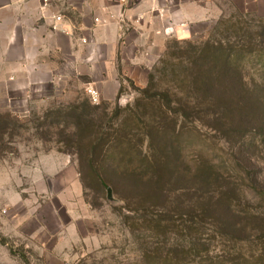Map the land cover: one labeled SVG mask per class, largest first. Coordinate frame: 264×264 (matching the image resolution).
Returning <instances> with one entry per match:
<instances>
[{
	"label": "rangeland",
	"instance_id": "1",
	"mask_svg": "<svg viewBox=\"0 0 264 264\" xmlns=\"http://www.w3.org/2000/svg\"><path fill=\"white\" fill-rule=\"evenodd\" d=\"M102 1L113 17L115 0L81 6ZM56 2L76 18L82 0ZM169 2H124L136 46L114 82L70 69L38 97L0 101V264H264V0ZM205 48L239 60L228 68L247 108L224 100Z\"/></svg>",
	"mask_w": 264,
	"mask_h": 264
},
{
	"label": "crops",
	"instance_id": "2",
	"mask_svg": "<svg viewBox=\"0 0 264 264\" xmlns=\"http://www.w3.org/2000/svg\"><path fill=\"white\" fill-rule=\"evenodd\" d=\"M133 1L136 0L125 3ZM85 2H78L76 18H72L65 13L64 4H56V0H49L47 8L43 7L44 0H0V101H13L14 95L23 100L38 97L52 84L67 81L70 69L77 77L87 74L94 87L115 81L112 72L119 52L136 46L119 20L120 16H126L127 11H122L125 4L115 0L111 17L109 3L105 5L102 1L92 15L81 6ZM169 7L162 4L160 12H168ZM58 15L64 18L61 23L54 20ZM98 17L106 23L96 24ZM148 23L135 25L133 32L138 39L149 36L152 28ZM55 25L58 30H54ZM168 27L155 32L164 38L169 30L175 36L179 34L176 25L169 30Z\"/></svg>",
	"mask_w": 264,
	"mask_h": 264
},
{
	"label": "trees",
	"instance_id": "3",
	"mask_svg": "<svg viewBox=\"0 0 264 264\" xmlns=\"http://www.w3.org/2000/svg\"><path fill=\"white\" fill-rule=\"evenodd\" d=\"M209 50L205 48L202 52L199 54V59L203 62L207 60L208 56H210ZM211 60L215 62H219L223 66L222 76L219 77V80L221 83H223L228 90L224 91L223 98L224 100L227 99V101L234 103L241 108H247L251 104V100L247 99H241V91L240 85H244L243 78H240L238 75H234L232 72L229 71V66H232L233 64H239V60L237 58L233 59L232 53H227L223 51L222 54H214L210 56ZM208 62V61H207ZM205 73V72H204ZM213 77L211 76V73L209 72L208 75L204 76L201 75L197 78L195 84L198 92H203V99L198 103V108L195 110L197 114H204L206 115L204 110V105L208 106L210 105V97L208 93L210 94L211 86H213V82L211 81ZM199 82V83H197ZM212 83V84H211ZM208 95V96H207ZM223 98H220V101H223ZM228 103V102H227ZM195 108V107H194ZM242 120V115L239 114L238 116Z\"/></svg>",
	"mask_w": 264,
	"mask_h": 264
},
{
	"label": "built area",
	"instance_id": "4",
	"mask_svg": "<svg viewBox=\"0 0 264 264\" xmlns=\"http://www.w3.org/2000/svg\"><path fill=\"white\" fill-rule=\"evenodd\" d=\"M120 1H121V2H126V1H128V0H120ZM166 2H167V3H170L169 0H166ZM48 6H49V0H44V5H43V7H44V8H47ZM54 20L56 21V23H61L62 21H64V18H63V16L58 15V16H55V17H54ZM95 23H96V24H105L106 22H105V20H103L102 18L98 17V18L95 19ZM54 30H58V25H55V26H54ZM64 32H67V31H64ZM88 93L91 94L93 100H95V101L97 100V98H98V93H97L95 90H93V88H89V89H88Z\"/></svg>",
	"mask_w": 264,
	"mask_h": 264
},
{
	"label": "water",
	"instance_id": "5",
	"mask_svg": "<svg viewBox=\"0 0 264 264\" xmlns=\"http://www.w3.org/2000/svg\"><path fill=\"white\" fill-rule=\"evenodd\" d=\"M108 198L112 200L111 189L110 188H108Z\"/></svg>",
	"mask_w": 264,
	"mask_h": 264
}]
</instances>
